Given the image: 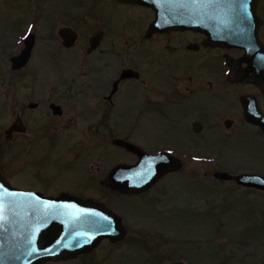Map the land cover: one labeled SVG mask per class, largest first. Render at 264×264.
Returning <instances> with one entry per match:
<instances>
[{
	"label": "rangeland",
	"instance_id": "374dc122",
	"mask_svg": "<svg viewBox=\"0 0 264 264\" xmlns=\"http://www.w3.org/2000/svg\"><path fill=\"white\" fill-rule=\"evenodd\" d=\"M45 3L47 0H0V162L16 184L39 167L43 178L54 177L53 186L61 190L68 189L77 177L67 166L93 165L91 174L108 173L119 163L136 160L113 144L115 138L144 142L153 134L152 127H143V132L131 128L139 102L146 101V85L123 80L113 104L104 98L123 69L134 67L144 79L158 80L155 92L168 88L167 98L154 93L153 105L160 108L156 115L182 116V96L177 89L182 87V50L175 42L180 38L172 36L170 51L134 56L130 51L133 19L140 9L109 6L106 0ZM32 22L38 24L32 56L24 67L12 69L11 58L21 52V40ZM65 25L80 27V39L72 50L61 44L58 31ZM104 28L107 39L102 48L115 52L99 50L89 55L87 39ZM52 101L66 106L63 117L52 113ZM30 102L39 106L30 108ZM104 110L107 115L102 117ZM23 128L28 132H6ZM178 134L182 139H194L182 125ZM158 139L175 143L171 137ZM37 153L42 155L39 161H35ZM196 172L194 162L183 165L182 225L171 222L167 236L158 240L145 224L146 210L138 214L142 208L137 206L135 211L128 210L126 218L144 232L134 226L119 247L101 246L91 264H172L178 260L185 264H264V194L236 183L203 184ZM103 199L120 212L121 202L114 194L107 192ZM165 222L169 227L168 220ZM152 243H159L161 249L153 248ZM86 263L87 259H77L62 264Z\"/></svg>",
	"mask_w": 264,
	"mask_h": 264
},
{
	"label": "flooded vegetation",
	"instance_id": "af4514ba",
	"mask_svg": "<svg viewBox=\"0 0 264 264\" xmlns=\"http://www.w3.org/2000/svg\"><path fill=\"white\" fill-rule=\"evenodd\" d=\"M162 1L165 0H147V3L145 0H106L109 6L137 8L142 11L138 17L133 19V48L130 51L134 56L146 57L150 54L157 55L160 52L170 51L172 36L175 39L180 38L175 42L181 47L179 50H182V87L177 86V89L178 87L180 89L179 94L182 96V116H177L175 113L156 115L160 108L153 105L154 93L168 97L166 86L162 91H154L155 85H160L158 80L155 81L153 77L144 79L142 72L134 67L133 69L139 74L136 77L124 79L133 80L141 85L144 84L147 90L146 101L139 102L137 112L131 117L132 130L137 131L141 128L143 132L145 126L152 127L153 130L151 136H146L150 138L148 141L140 142L128 138L126 140L135 143L140 149L151 154L170 153L179 159V161L172 160V166L176 167L179 163V168L165 172L151 187L144 191L126 193L107 185L108 173L91 174L90 170L93 165L89 167L84 164L80 167L78 165L72 166V164L67 166L68 169L75 171L77 177L68 189L58 190L53 186L54 177L43 178L42 170L39 167L29 170L31 175L26 174L21 182L16 184L4 171L0 162L2 175L14 188L27 194V197H24L25 201H30L35 207L41 206L43 199H53L66 192L81 199L91 198L104 202L121 217V223L126 233L125 237L134 226L136 230L144 232V229H139L136 225L130 224L126 218L128 210L135 211L139 206L142 209L137 213L146 210V215L149 217H145L148 221L145 224L148 226L151 236L155 234L159 240L161 237L167 236L165 232L170 231L171 222L178 221L182 225V168L187 162L195 163L198 174L196 179L200 183H236L246 189L264 194V187L261 184L256 185L260 182H255V185H244L239 183L236 178L241 174L264 177V0H260L258 4V15L262 21L258 33L261 45L254 48L251 56L245 54V48L214 45L203 31L169 30L164 26L152 25L156 19L155 5ZM47 3L45 4L51 5L52 0H47ZM168 3L170 4V0ZM37 25V22L28 25L29 29L25 30L21 40L23 41V48L25 39L30 34L34 35L35 47L38 34L34 29ZM63 27H70L77 33V38L71 46L64 44V39L60 34V29ZM63 27L58 31L61 44L67 50H72L80 39L78 30L80 27L74 28L70 25ZM121 30L124 28L122 27ZM104 31H107V28L99 31L101 37L98 41L92 39L97 33L87 39L89 42L87 53L89 55L96 54L99 50L107 51V49L102 48L107 39V32L105 34ZM94 44H97L96 47H93ZM107 52L115 51L110 49ZM112 90L113 84L110 93L104 97L111 104L114 103L119 93L118 89L114 93ZM53 103L60 106L61 114L53 112L51 108ZM38 106L37 103V106L29 107L37 108ZM49 106L52 113L59 118L63 117L66 113L65 110H67L66 106L60 102L52 101ZM149 108L153 112H143ZM106 112L104 110L102 117L107 115ZM180 125L184 126L190 135H194V139L191 136L189 139H182V134H178ZM14 130L19 133L28 132V129L25 128L9 129L6 132L8 134ZM159 137L162 139L171 137L175 143L163 142V140L158 139ZM113 144L115 143L113 142ZM116 146L136 157L135 161L127 163L133 164L139 160L137 153L129 151L125 147ZM27 151L26 148L22 152L24 159L27 157ZM83 152L87 151L83 149ZM84 154L86 155V153ZM82 156L84 155L82 154ZM35 157V161L42 159L40 153H37ZM53 168L55 169L53 175L56 176L57 167L54 166ZM218 172H227L231 177L220 178L216 176ZM258 179L261 181V178ZM107 192L114 194L120 200V212L115 210L113 206H109L103 199ZM177 194L179 196L176 198ZM165 220H168L169 227ZM180 231L182 232V229ZM123 243L124 239L117 242L104 239L93 250L80 253L74 258L46 259L39 264H62L77 259L82 261L87 259L86 264H91V258H94L101 246L119 247V244ZM153 243L151 244L153 248L161 249L159 243ZM40 245L43 246L42 239ZM103 259L104 255L101 256V260ZM178 262L182 263V260L174 261V263Z\"/></svg>",
	"mask_w": 264,
	"mask_h": 264
},
{
	"label": "water",
	"instance_id": "95a60500",
	"mask_svg": "<svg viewBox=\"0 0 264 264\" xmlns=\"http://www.w3.org/2000/svg\"><path fill=\"white\" fill-rule=\"evenodd\" d=\"M259 2L170 0L169 4L165 0L155 5L156 19L152 25L169 30L203 31L214 45L245 48V54L251 56L254 48L261 45L258 35L262 22L258 15ZM60 34L66 46H71L77 38V33L70 27L61 28ZM100 37L101 32L92 39L98 41ZM33 47L34 35L30 34L22 51L12 56V69H20L29 62ZM138 74L133 68L123 69L113 83L112 92L118 89L121 80ZM29 106L35 107L37 103L31 102ZM51 108L54 113H62L55 103ZM113 142L139 155L135 164L120 163L109 171L106 183L113 189L126 193L144 191L165 172L180 166L179 163L172 166L171 161L179 159L170 153L150 154L122 138H115ZM216 176L231 177L227 172H218ZM236 178L244 185L260 182L256 185L264 187V177L241 174ZM26 195L14 188L0 171V264H39L46 259H71L93 250L104 239L115 242L125 237L121 217L104 202L81 199L64 192L53 199H43L41 206L35 207L24 200ZM41 239L43 246L40 245Z\"/></svg>",
	"mask_w": 264,
	"mask_h": 264
}]
</instances>
